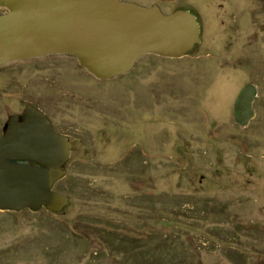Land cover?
<instances>
[{"label":"rangeland","instance_id":"374dc122","mask_svg":"<svg viewBox=\"0 0 264 264\" xmlns=\"http://www.w3.org/2000/svg\"><path fill=\"white\" fill-rule=\"evenodd\" d=\"M133 1L191 9L200 44L109 78L69 53L0 66V124L35 103L71 141L69 204L0 209V264H264V0Z\"/></svg>","mask_w":264,"mask_h":264},{"label":"water","instance_id":"95a60500","mask_svg":"<svg viewBox=\"0 0 264 264\" xmlns=\"http://www.w3.org/2000/svg\"><path fill=\"white\" fill-rule=\"evenodd\" d=\"M0 8V66L69 53L95 77L109 78L130 70L147 53L182 56L201 42L200 21L187 8L165 13L156 4L130 0H0ZM254 91L250 84L239 93L236 120L251 114ZM21 116L18 125L12 116L0 135V209L60 211L70 197L54 184L65 174L70 138L52 131L33 105Z\"/></svg>","mask_w":264,"mask_h":264},{"label":"flooded vegetation","instance_id":"af4514ba","mask_svg":"<svg viewBox=\"0 0 264 264\" xmlns=\"http://www.w3.org/2000/svg\"><path fill=\"white\" fill-rule=\"evenodd\" d=\"M130 1H133V0H130ZM153 5V4H152ZM250 86V84H247L245 87H248ZM28 105H33L35 106L36 108L40 109L43 113H44V116L47 117L50 121V129L54 132H58V133H66V132H63L59 129H57V127L55 126V123L54 121L52 120V118L48 115V113L43 109L41 108L39 105L35 104V103H25L23 104L18 110L16 111H13L9 117L7 119H5L1 124H0V135H2L3 133H6L7 130H8V127L10 125V121L12 119V116H15L14 119H13V123L18 125V124H21L23 122V119H22V116H21V113L23 112L24 108ZM249 116V115H248ZM247 116V117H248Z\"/></svg>","mask_w":264,"mask_h":264},{"label":"bare ground","instance_id":"6f19581e","mask_svg":"<svg viewBox=\"0 0 264 264\" xmlns=\"http://www.w3.org/2000/svg\"><path fill=\"white\" fill-rule=\"evenodd\" d=\"M217 108V107H216ZM221 111V110H220Z\"/></svg>","mask_w":264,"mask_h":264},{"label":"trees","instance_id":"16d2710c","mask_svg":"<svg viewBox=\"0 0 264 264\" xmlns=\"http://www.w3.org/2000/svg\"><path fill=\"white\" fill-rule=\"evenodd\" d=\"M191 10V9H190ZM192 11V10H191Z\"/></svg>","mask_w":264,"mask_h":264}]
</instances>
